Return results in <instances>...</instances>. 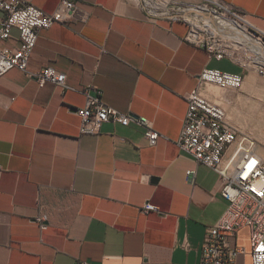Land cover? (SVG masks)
I'll return each mask as SVG.
<instances>
[{
  "label": "crops",
  "instance_id": "0c3cea01",
  "mask_svg": "<svg viewBox=\"0 0 264 264\" xmlns=\"http://www.w3.org/2000/svg\"><path fill=\"white\" fill-rule=\"evenodd\" d=\"M27 1L47 13L61 4ZM75 1L70 23L39 31L28 63L29 72L65 73L66 86H41L18 68L0 76V264H199L207 229L228 202L219 173L178 145L186 94L205 68H245L210 57L187 40L185 20L154 16L138 0ZM222 1L264 32V0ZM4 44H20L18 29ZM210 88L204 94L221 100L232 125L258 133L238 107L253 91ZM99 90L132 120L83 134L77 109ZM141 116L160 133L154 145L136 122ZM147 203L158 210L143 211ZM239 245L236 264H252L247 228Z\"/></svg>",
  "mask_w": 264,
  "mask_h": 264
},
{
  "label": "built area",
  "instance_id": "2783aa9c",
  "mask_svg": "<svg viewBox=\"0 0 264 264\" xmlns=\"http://www.w3.org/2000/svg\"><path fill=\"white\" fill-rule=\"evenodd\" d=\"M138 1L154 16L185 20L190 27L187 40L206 49L210 57H232L227 51L228 46H244L247 52H251L248 55L251 63L258 65L259 72L264 74V59L252 51L255 47L250 43H236L231 39L235 29L229 22L246 31L263 49L264 32L254 27L233 5L222 0H169L165 6L154 3L158 0ZM77 9L75 0H61L60 7L51 13L27 0H0V11L4 13L0 23V76L18 68L28 72L41 86L48 82L66 86L65 73L52 66L29 72L28 63L39 40V31L56 23H70ZM13 29H18L20 39V44L15 47L4 44L11 38ZM244 79L243 73L205 68L198 76V84L186 94L188 107L178 145L198 163L219 173L220 191L228 202L222 217L207 229L199 264H236L244 251L239 245V233L246 228L251 262L264 264V137L259 140L240 131L230 122L224 105L211 100L203 92L206 86L237 90ZM101 94L100 90L96 95L88 93L86 104L77 109L83 134L99 133L106 122L127 126L132 120L129 114L105 103ZM136 122L144 129L149 143L156 144L160 133L153 122L145 116L138 117ZM195 173L193 169L187 171L189 178ZM154 210L158 207L151 203L143 207L145 212ZM44 219L45 216H41L38 220L42 222ZM78 264L91 263L81 261Z\"/></svg>",
  "mask_w": 264,
  "mask_h": 264
},
{
  "label": "rangeland",
  "instance_id": "374dc122",
  "mask_svg": "<svg viewBox=\"0 0 264 264\" xmlns=\"http://www.w3.org/2000/svg\"><path fill=\"white\" fill-rule=\"evenodd\" d=\"M231 39L236 43H244V44L246 43V42L238 41L234 39L233 37H231ZM227 51L239 63L246 65L244 67L245 71L243 73L245 75L244 82L242 86L237 90H222L214 86H211L210 89L212 91H215L218 94H222L224 92L238 93V92H243V91H245L246 94H249L250 91H253L252 94L249 95L251 99L250 100L248 99L246 101H243L242 103H239L238 107L243 114L250 116L251 127H253L254 131L258 132L257 134H252V135L257 137L260 140L264 137V121H263V118H264V74L259 72L258 65L251 63L248 57V55H250L251 52H247L244 46L231 44L230 46L227 47ZM213 101L221 102L220 99L213 100ZM227 113H228V117L230 120L228 109H227Z\"/></svg>",
  "mask_w": 264,
  "mask_h": 264
},
{
  "label": "bare ground",
  "instance_id": "6f19581e",
  "mask_svg": "<svg viewBox=\"0 0 264 264\" xmlns=\"http://www.w3.org/2000/svg\"><path fill=\"white\" fill-rule=\"evenodd\" d=\"M169 2V0H158L156 2H154L157 5H167ZM230 24L233 25V28L235 29V33L233 35H231V37H233L234 39L241 41V42H246L247 44H251V46L253 45L255 48L252 49L253 52H255L257 54V56L262 57L264 59V49L257 44L255 41H253L251 39V37L247 34V32L243 31V29H241L240 27H238L235 23L233 22H229ZM250 37H248V36ZM253 42V43H252Z\"/></svg>",
  "mask_w": 264,
  "mask_h": 264
},
{
  "label": "water",
  "instance_id": "95a60500",
  "mask_svg": "<svg viewBox=\"0 0 264 264\" xmlns=\"http://www.w3.org/2000/svg\"><path fill=\"white\" fill-rule=\"evenodd\" d=\"M201 16V15H200ZM202 16H205V15H202Z\"/></svg>",
  "mask_w": 264,
  "mask_h": 264
}]
</instances>
